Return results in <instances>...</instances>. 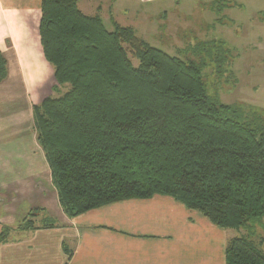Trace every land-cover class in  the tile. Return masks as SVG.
<instances>
[{
    "label": "trees",
    "instance_id": "16d2710c",
    "mask_svg": "<svg viewBox=\"0 0 264 264\" xmlns=\"http://www.w3.org/2000/svg\"><path fill=\"white\" fill-rule=\"evenodd\" d=\"M79 1L41 0L38 27L56 85L69 86L33 109L64 214L160 195L222 229L263 221L264 121L243 122L237 109L212 100L201 60L171 57L131 28L107 31L98 16L79 10ZM6 76L0 51V82ZM31 217L33 211L21 225ZM50 225L46 219L39 227ZM225 264H264V252L235 237Z\"/></svg>",
    "mask_w": 264,
    "mask_h": 264
},
{
    "label": "crops",
    "instance_id": "0c3cea01",
    "mask_svg": "<svg viewBox=\"0 0 264 264\" xmlns=\"http://www.w3.org/2000/svg\"><path fill=\"white\" fill-rule=\"evenodd\" d=\"M107 2L80 0L78 8L91 16L87 10ZM40 6L41 0H0L7 63L0 82V264H225L238 231L166 196L64 214L34 126V107L53 98L56 83L39 41ZM34 209L52 225L17 230Z\"/></svg>",
    "mask_w": 264,
    "mask_h": 264
},
{
    "label": "rangeland",
    "instance_id": "374dc122",
    "mask_svg": "<svg viewBox=\"0 0 264 264\" xmlns=\"http://www.w3.org/2000/svg\"><path fill=\"white\" fill-rule=\"evenodd\" d=\"M87 11L107 31L114 24L131 28L137 38L171 57L201 60L200 78L212 100L237 109L243 122L264 121V0H108ZM68 90V84L55 83L53 98ZM45 217L44 210L34 209L31 222L17 230L26 224L32 230ZM236 231L264 249V220Z\"/></svg>",
    "mask_w": 264,
    "mask_h": 264
}]
</instances>
